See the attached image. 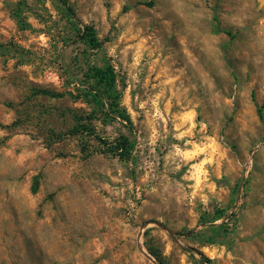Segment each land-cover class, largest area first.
I'll use <instances>...</instances> for the list:
<instances>
[{"label": "rangeland", "instance_id": "obj_1", "mask_svg": "<svg viewBox=\"0 0 264 264\" xmlns=\"http://www.w3.org/2000/svg\"><path fill=\"white\" fill-rule=\"evenodd\" d=\"M68 1L0 0V264H264V0Z\"/></svg>", "mask_w": 264, "mask_h": 264}, {"label": "trees", "instance_id": "obj_2", "mask_svg": "<svg viewBox=\"0 0 264 264\" xmlns=\"http://www.w3.org/2000/svg\"><path fill=\"white\" fill-rule=\"evenodd\" d=\"M62 5L67 9V11L74 17V11L68 0H60ZM151 4V3H148ZM78 37L87 44L91 49H98L102 46L103 40H100L96 34L95 28L92 25L82 23L78 27H75ZM218 28V27H217ZM227 34H230L229 31H225ZM92 77L95 79L96 84L100 87L99 89L92 90L90 89L89 94L92 99L100 103L102 106H106L108 112L112 113L113 116H118L122 120L130 124V119L128 115L119 105V93L116 89V75L113 67L110 64H105L103 66L92 67ZM103 91V96L100 91ZM42 92L47 93L46 90ZM259 116H261V109L258 110ZM106 143V142H105ZM133 144L129 138L125 135L119 136L112 143L108 144V148L111 151L116 152V154L121 158H128L130 156V150L132 149ZM223 213L222 209L216 211L215 216H221ZM207 221V220H203ZM203 234V233H202ZM201 236V234L199 235ZM211 242V240L209 241ZM201 254V253H200ZM161 262V259L157 258ZM206 262V263H205ZM210 261L204 256L200 255L198 261L199 264H207Z\"/></svg>", "mask_w": 264, "mask_h": 264}, {"label": "water", "instance_id": "obj_3", "mask_svg": "<svg viewBox=\"0 0 264 264\" xmlns=\"http://www.w3.org/2000/svg\"><path fill=\"white\" fill-rule=\"evenodd\" d=\"M149 223H154V224H156L157 226H159V227L165 229V230L168 232V234H169L172 238H175L176 233L173 232L172 230L166 228V227H165L162 223H160V222H156V221H144V222L142 223L141 229H142L143 227H145L146 225H148ZM143 252H144L145 256H146L148 259H150V260L153 261L154 263L156 262V261L152 258V256H151L149 253H147V252H145V251H143Z\"/></svg>", "mask_w": 264, "mask_h": 264}, {"label": "built area", "instance_id": "obj_4", "mask_svg": "<svg viewBox=\"0 0 264 264\" xmlns=\"http://www.w3.org/2000/svg\"><path fill=\"white\" fill-rule=\"evenodd\" d=\"M44 77L49 82H57L59 80L58 73L55 69H48L44 73Z\"/></svg>", "mask_w": 264, "mask_h": 264}]
</instances>
